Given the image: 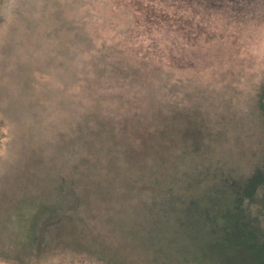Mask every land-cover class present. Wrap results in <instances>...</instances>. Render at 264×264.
I'll use <instances>...</instances> for the list:
<instances>
[{"label":"rangeland","instance_id":"obj_1","mask_svg":"<svg viewBox=\"0 0 264 264\" xmlns=\"http://www.w3.org/2000/svg\"><path fill=\"white\" fill-rule=\"evenodd\" d=\"M263 165L264 0H0V264H264Z\"/></svg>","mask_w":264,"mask_h":264},{"label":"trees","instance_id":"obj_2","mask_svg":"<svg viewBox=\"0 0 264 264\" xmlns=\"http://www.w3.org/2000/svg\"><path fill=\"white\" fill-rule=\"evenodd\" d=\"M255 171H258L257 176L255 177V173H252V175L246 179V182L242 184L241 190H236V204L233 202V208L238 217H233V213L227 210L215 215L210 222L204 221V224H209L212 227H220L222 228V233L225 234H227L229 230V232L238 239L247 241L248 243L258 241L260 245L264 243V240L261 239V235H264L262 229L258 230L256 228L257 226L239 229L240 223L242 224L243 222L245 224L244 216L249 214V209L252 206H254L253 210L264 207V165L260 167L259 170ZM232 182L234 183V181ZM246 197L248 198L247 200ZM259 245L256 244L255 247Z\"/></svg>","mask_w":264,"mask_h":264}]
</instances>
